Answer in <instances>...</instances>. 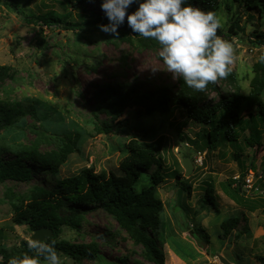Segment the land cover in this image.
<instances>
[{
	"label": "rangeland",
	"instance_id": "rangeland-1",
	"mask_svg": "<svg viewBox=\"0 0 264 264\" xmlns=\"http://www.w3.org/2000/svg\"><path fill=\"white\" fill-rule=\"evenodd\" d=\"M223 1L227 0H221L215 12L222 27L227 29L235 18L242 28L230 41L223 39L233 45L234 59L229 67L235 73L240 92L246 94L253 64L264 55V48L252 46L248 40L250 31L257 25L256 19L249 20L241 7L226 10ZM101 2L88 0L81 14L90 16L89 12H103ZM63 4L64 0H0V65L9 67L8 74L0 78V100L36 104L34 115L26 114L9 130H0V157L20 153L33 143L37 144L38 152H51L62 144L64 134L78 132L79 151L68 154L60 175L70 176L85 167L108 172L118 169L125 154L124 145L130 139L147 141L162 134L164 144L160 157L168 178L157 185L162 200V225L147 231L164 253V264H222L217 254L234 264H264L256 257L264 256V187L260 179L264 172L259 166L260 148L246 149L249 158L245 161L248 167L245 179L252 181L251 188L246 187L244 181V195L249 203L256 204V209L249 211L240 199L231 197L225 186H221L232 175L234 186L239 177V166L232 157L234 148L228 144L214 151L206 149L200 125L187 120L181 110L167 115L159 112L138 115L131 108L114 119L108 113L95 110L96 96L106 86L131 83L141 91H154L161 86L173 88L176 78L160 57V47L138 49L126 40L102 32L98 25H90L81 33L64 26H46L35 18L52 8L72 10L71 6ZM75 12L72 10L73 18H77ZM261 29H264L263 21ZM219 83L232 91L227 83L222 80ZM210 96L217 99L215 93ZM102 121L112 124L110 132L97 129ZM183 121L186 124H182ZM193 138L197 141L192 142ZM197 151L202 155L199 163L193 162ZM188 155L193 166L185 175L183 158ZM251 162L258 176L254 175ZM175 170L182 173V185L191 184L190 192L183 190L181 184L176 185ZM37 178L0 181V228L7 237L6 242L3 241L7 248L30 240L32 231L13 222L12 202L27 199ZM205 180L211 181L215 191L208 192L212 196L210 201L203 196L205 187H199ZM149 181L148 177L139 178L136 187ZM194 210L198 211L196 215ZM230 216L239 217L237 229L222 238L221 222ZM192 230L198 231L202 238ZM59 237L72 242L95 241L99 249L93 260L75 261L61 254L63 264H158L150 260L144 246L135 243L103 209L84 213L78 230L63 226ZM41 264L46 262L41 260Z\"/></svg>",
	"mask_w": 264,
	"mask_h": 264
},
{
	"label": "trees",
	"instance_id": "trees-1",
	"mask_svg": "<svg viewBox=\"0 0 264 264\" xmlns=\"http://www.w3.org/2000/svg\"><path fill=\"white\" fill-rule=\"evenodd\" d=\"M88 0H64V4L75 10L77 18L72 17V10L59 11L48 9L36 15V19L46 26H64L81 33L88 30L90 25L107 24L104 12H89L81 14ZM195 7L207 12H216L221 0H189ZM226 10L232 7H241L242 13L249 20H255L253 31H250L248 40L252 46L264 44V0H227L223 1ZM138 4H133L127 11L136 10ZM79 17V18H78ZM245 17V18H246ZM260 25V26H259ZM242 30L238 20L232 18L227 29L221 27L218 35L223 39L231 40L232 36L239 35ZM119 38L126 40L136 48L160 47L153 39H144L135 35L127 25V20L118 29ZM42 41V42H41ZM45 44L44 39L40 40ZM264 55L253 64V76L249 81V90L246 94L240 92V86L233 70L226 79H219L232 87V91L225 89L217 80L210 83L203 92H197L186 86L182 78H176L174 87L161 86L154 91H141L135 84L116 83L115 87H108L96 96L95 110L105 112L114 119L122 115L125 109H133L138 115H150L159 112L167 115L169 112L181 110L187 120L200 125L201 136L205 148L211 151L219 146L231 145L234 150L232 157L239 166V178L234 186L233 175L223 181L221 186L231 197L240 199L244 208L252 211L256 204L249 203L244 195L243 183L248 167L245 161L249 158L246 149H259L262 151L259 166L264 172ZM9 67L0 65V78L8 74ZM215 93L217 99L211 98ZM36 104L32 101L19 100L15 102L0 100V130H9L15 122L26 114L34 115ZM182 124H186L183 121ZM119 125H121L119 123ZM112 124L102 121V126L97 127L101 132L108 133ZM79 133L64 134L61 145L51 152L40 153L36 143L25 147L20 153L8 157H0V181L5 179L15 181H31L39 177L33 185L27 199L12 202L13 222L24 225L30 231L43 227L50 230V235L43 241L54 243L58 253L71 257L75 261L85 259L93 260L98 255V245L95 241L72 242L59 235L63 226L78 230L84 221V213L103 209L110 213L119 226H121L135 243H141L146 249V256L158 263L164 264L165 256L157 245L155 238L147 229L156 230L161 226L160 212L162 200L157 193V185L168 178L164 174V163L161 160V151L164 144V135H159L152 140L130 139L124 145V157L121 159L117 170H101L95 172L91 167H85L80 172L70 176H61V167L67 160L68 154L73 150L79 151ZM195 138L192 139V142ZM187 157H190L189 155ZM244 157V159H243ZM254 175L258 176L256 167ZM176 185L181 184L182 173L175 170ZM149 178V183L136 187L139 178ZM264 187V177L260 176ZM180 181V182H179ZM205 187L203 196L210 201V190L214 191L211 181L205 180L199 187ZM227 187V188H226ZM183 190L191 191V184L182 185ZM199 192V189H198ZM215 192V191H214ZM202 197L199 198L201 201ZM202 207V205H200ZM212 207L215 208L214 203ZM63 210V212H62ZM194 210L193 214L198 211ZM239 217L230 216L221 222L222 238H226L237 229ZM4 230L0 228V264H8L12 257L21 258L24 253L35 255L28 247V242L23 245L7 248ZM199 238V232L192 230ZM206 238H208L206 236ZM257 259L264 261V256L257 255ZM43 260V258H41ZM125 260V259H124ZM123 260V261H124Z\"/></svg>",
	"mask_w": 264,
	"mask_h": 264
},
{
	"label": "clouds",
	"instance_id": "clouds-1",
	"mask_svg": "<svg viewBox=\"0 0 264 264\" xmlns=\"http://www.w3.org/2000/svg\"><path fill=\"white\" fill-rule=\"evenodd\" d=\"M133 4L138 7L129 13ZM100 7L108 20L98 25L102 32L118 38L126 19L135 35L158 43L168 72L194 91L203 92L210 83L230 75L234 48L217 34L223 25L215 12H205L189 0H102ZM54 243L30 239L28 247L35 255L24 253L8 264H41V258L46 264H63Z\"/></svg>",
	"mask_w": 264,
	"mask_h": 264
},
{
	"label": "water",
	"instance_id": "water-1",
	"mask_svg": "<svg viewBox=\"0 0 264 264\" xmlns=\"http://www.w3.org/2000/svg\"><path fill=\"white\" fill-rule=\"evenodd\" d=\"M192 162L190 160L189 157H184L183 158V167L185 169V175H188L191 171H192ZM50 235V230L47 228H37L35 229L31 236L30 239H36V240H44L45 238H47ZM218 260L222 263V264H234L232 262H230L228 259H226L223 255L221 254H217Z\"/></svg>",
	"mask_w": 264,
	"mask_h": 264
},
{
	"label": "built area",
	"instance_id": "built-area-1",
	"mask_svg": "<svg viewBox=\"0 0 264 264\" xmlns=\"http://www.w3.org/2000/svg\"><path fill=\"white\" fill-rule=\"evenodd\" d=\"M261 46H262V48H264V44L261 45ZM201 161H202V155H201L199 152H197L196 156L194 157V162H195V163H199V162H201ZM238 178H239V177H238ZM236 179H237V176H236ZM251 181H252V180L246 178V179H245V186L248 187V188H251Z\"/></svg>",
	"mask_w": 264,
	"mask_h": 264
}]
</instances>
